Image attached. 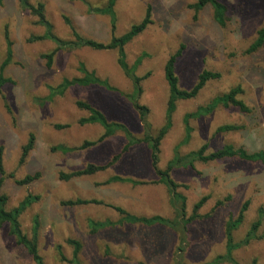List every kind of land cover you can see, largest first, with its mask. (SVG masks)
<instances>
[{
	"label": "rangeland",
	"instance_id": "obj_1",
	"mask_svg": "<svg viewBox=\"0 0 264 264\" xmlns=\"http://www.w3.org/2000/svg\"><path fill=\"white\" fill-rule=\"evenodd\" d=\"M45 6V16L53 33L62 40H72L69 19L83 37L108 44L112 38L109 16L91 14L89 6L104 8L108 0H28ZM226 5L227 19L219 25L208 6L196 12L192 5L198 0H118L116 36L121 37L133 25L145 18L151 8L152 23L125 47L126 61L134 69L139 57L142 63L134 69L143 80L141 104L150 110L149 122L156 135L164 125L169 88L164 76L168 59L182 47L176 63L179 86L191 90L199 75L208 70L220 73L221 78L209 81L192 100L177 102L172 127L161 141L158 167L164 170L173 159L176 148L185 137L184 117L206 106L215 97L240 86L238 96L250 110L219 106L212 114L191 120V140L179 148L181 156L208 145L207 153L225 145L244 148L249 153L264 152V46L248 53L258 32L264 27V0H219ZM13 43V59L4 75L13 80L0 93V147L7 177L0 194L8 196L7 209L17 207L29 194L40 200L30 206L20 218L24 234L32 235L33 221L39 219V254L43 264H71L74 248L68 240L79 241L80 264H204L226 251L225 228L236 219L249 202L243 223L234 231L235 242L243 240L252 224L264 212V165L238 159H226L195 164L194 169H176L172 179L187 199V211L192 215L195 204L208 197L200 209V218L189 225L188 247L184 254L177 252L178 235L161 227L119 224L121 208L137 216L173 217L167 189L159 180L152 165L151 151L145 143L133 146L122 154L111 168L91 176L60 180V173H72L89 165H107L122 153L126 138L122 133L106 139L94 147L69 154L52 152L58 145L80 147L85 141H97L104 133L101 125H80L89 116L77 108V101H85L102 111L109 121L125 125L132 134L143 139L144 130L138 113L121 96L133 91L132 82L118 65L116 51H96L88 47L60 51L52 65L45 57L56 46L48 40L32 41L43 36L45 29L30 11L24 10L20 0H3L0 6V66L6 58L5 31ZM96 72L102 80L118 92L99 86L71 87L61 96L46 101L49 88L64 79L81 77L80 65ZM57 125L68 128L58 130ZM225 125L239 126L238 131L218 133ZM30 134L35 146L25 163L20 164L22 148ZM40 173L41 178L28 186L16 183L28 175ZM142 182L108 183L114 177ZM96 200L103 204L63 206L68 200ZM222 202L218 206V203ZM264 214V213H263ZM90 221L116 223L115 226L93 233ZM264 235V219L258 236ZM67 261H62L58 248ZM239 264H264V239L252 241L233 252ZM0 264H36L26 249L19 246L9 233V225L0 229ZM229 264V263H225Z\"/></svg>",
	"mask_w": 264,
	"mask_h": 264
},
{
	"label": "trees",
	"instance_id": "obj_2",
	"mask_svg": "<svg viewBox=\"0 0 264 264\" xmlns=\"http://www.w3.org/2000/svg\"><path fill=\"white\" fill-rule=\"evenodd\" d=\"M84 2L85 0H79ZM118 0H108L107 5L104 8H93L89 6V12L91 14L109 16L111 22V32L112 38L108 44L100 43L94 41L92 39H88L80 35L74 27L71 25L69 19H65L66 24L71 28L72 31V40H62L58 38L53 33V28L51 23L47 20L45 16V6L42 3L34 6L29 3L28 0H20L21 6L24 10L30 11L32 15L37 17L38 24L41 25L45 29V33L43 36H38L32 38V41H41L48 40L55 44V50L46 55L45 57L48 59V65H52V60L54 55L60 51L68 50L73 51L76 49L88 47L96 51H116L118 55V65L123 70L125 76L132 82L133 91L130 94L121 93V96L125 98L133 107V109L138 113L140 121L143 125L144 137L143 139L136 138L132 132L123 124L118 122H111L108 120L106 115L95 108L92 104L85 101H77L76 106L78 109L82 111L88 112L89 116L83 118L79 121L80 125H101L104 129V133L97 141H85L80 147L70 148L63 145H58L51 149L52 152H61L64 154H69L75 151L86 150L88 148L94 147L97 144L115 136L118 133H122L126 138V144L123 148L121 154L116 155L113 159L104 166H96L89 165L85 169L74 171L72 173H60V180L70 181L73 178H79L82 176H91L98 172L105 171L111 167H113L119 159L122 157V154L129 152V150L133 146H137L139 144L145 143L151 151L152 157V165L155 169V172L158 175V181L156 184H162L167 189L169 195V204L173 210V217L165 218L163 216H137L127 212L121 208H115L117 212H119L122 216V219L119 221V224H131V225H142L146 227H155L161 226L166 227L172 230L174 233L178 235V245L177 252L179 254H184L188 247V235H189V225L193 223L195 220L200 218L199 211L204 206L208 197H203L200 201H198L194 208L192 215L188 214L187 211V199L186 197L179 192L180 185H178L171 177V173L176 169H194L195 164L197 162L200 163H210L215 161H222L226 159H238L244 162L250 163H261L264 165V152L259 151L255 153H249L244 148H236L233 145H225L219 150L211 153H207L208 145H203L199 150L192 151L185 156H181L179 153V148L183 145H187L192 136L193 129L190 125L191 120H198L204 118L210 114H212L219 106H223L224 108H229L230 106L237 107L241 112L248 113L250 112L249 108L240 100H238V96L243 94V89L238 86L236 88L231 89L228 93L215 97L210 103L206 106L199 107L195 112L188 113L184 117V125H185V137L181 144L176 148L173 159L168 163L167 167L162 170L158 167L159 164V148L161 141L165 138L172 127V118L173 114L177 108V102L186 101L195 99L199 93L204 89L206 84L211 80H217L221 78L220 73L211 72L208 70H204L198 77V82L191 90L181 89L179 86V78L176 75V63L178 58L182 54V48L173 56H171L165 64L164 67V76L169 88V100L167 104V111L165 117L164 125L158 130L156 135L152 133V125L149 122V114L150 110L147 106L141 104V97L144 93L142 82L146 78L149 77V74L146 77H140L136 74V69L143 61L144 55L139 57L135 63L134 69L129 68L126 61V52L125 47L127 44L131 43L137 36L143 33L147 27L152 23L151 19V8L149 7L145 18L141 23L133 25L128 32H126L121 37L116 36L117 30V16L115 11V6ZM3 0H0V6L2 5ZM210 7L213 11L214 20L221 26L226 24L227 12L228 9L225 4L220 2L219 0H198V2L192 5V8L199 12L205 7ZM5 41L7 45L6 49V58L2 62L0 66V93L3 87L7 84H14L13 80L5 77L4 71L11 64L13 59V43L10 40V36L8 30L5 31ZM264 46V27L258 32L257 39L250 46L248 53H253L259 50ZM80 72L82 73L81 77L73 78V79H64L58 86L49 88V96L46 98V101H52L56 97L63 96L67 90L71 87L79 86L83 88L91 87V86H99L107 91L118 92L117 89L113 88L107 80L100 79L96 72L88 71L84 64L80 65ZM68 128L67 125H57L56 129L62 130ZM241 128L235 125H225L221 126L217 129L218 133L232 132L238 131ZM35 135L30 134L29 140L27 144L22 148V155L20 158V164L23 165L30 154L33 151L35 146ZM14 178V174L7 175L4 163H3V148L0 147V190L4 184L5 179ZM41 178L40 173H35L34 175H28L21 180H17L16 183L20 186H28L35 181ZM130 183L133 185H142L144 183L133 181L131 179H125L119 176L112 177L108 183ZM40 200L39 196H35L29 194L17 207L8 210V196L5 194H0V229H2L5 225H9V233L12 237L15 238L17 244L26 249L29 256L33 259L36 264H43V258L39 254V219L38 217L34 218L33 227H32V235L28 237L24 234L20 218L25 213V211L37 203ZM88 204H99L103 203L96 200H68L62 202L63 206L75 207L82 206ZM222 202L218 203V206L221 205ZM249 202H246L238 217L236 219H230L225 228V236H226V251L223 255L216 256L213 260L204 264H239L233 258V252L248 246L252 241L258 239H264V235L258 236V230L262 225V221L264 219V212L261 210L259 213V218L255 221L245 238L240 242H235L233 233L236 231L239 226L243 223L245 218V213L248 209ZM116 223L111 221L105 222H95L90 221L89 226L93 233L98 232L101 229H105L108 227L115 226ZM67 243L74 248L73 251V259L70 261L71 264H80L79 254L82 249V245L79 241L76 240H68ZM59 255L62 261H67V259L63 256L60 251V247L58 248ZM250 264H257V260H253Z\"/></svg>",
	"mask_w": 264,
	"mask_h": 264
}]
</instances>
